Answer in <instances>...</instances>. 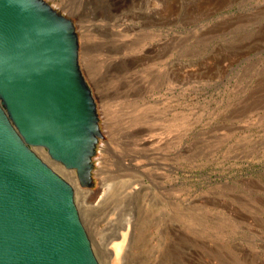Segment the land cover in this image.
<instances>
[{"label":"rangeland","instance_id":"374dc122","mask_svg":"<svg viewBox=\"0 0 264 264\" xmlns=\"http://www.w3.org/2000/svg\"><path fill=\"white\" fill-rule=\"evenodd\" d=\"M46 1L99 118L103 194L75 193L99 263L129 228L115 264H264V0Z\"/></svg>","mask_w":264,"mask_h":264},{"label":"water","instance_id":"95a60500","mask_svg":"<svg viewBox=\"0 0 264 264\" xmlns=\"http://www.w3.org/2000/svg\"><path fill=\"white\" fill-rule=\"evenodd\" d=\"M78 55L73 20L49 2L0 0V264H100L75 202L101 137Z\"/></svg>","mask_w":264,"mask_h":264},{"label":"bare ground","instance_id":"6f19581e","mask_svg":"<svg viewBox=\"0 0 264 264\" xmlns=\"http://www.w3.org/2000/svg\"><path fill=\"white\" fill-rule=\"evenodd\" d=\"M111 186V185H110ZM106 187V186H105ZM103 188L99 189H91L89 188L87 190V194L84 195V202L88 203V204H92L91 201H95V202H98L100 200V196H102L103 194ZM107 191V190H106ZM86 192V191H85ZM83 195V194H82ZM99 203V202H98ZM127 227V226H126ZM128 233H129V228L125 229V231H121L119 233V236H120V241H117V242H111V240L108 242L110 244V247H111V250L113 252V258H112V261L111 263L112 264H115L116 263V260L118 258V256L120 255L121 253V250L123 248V244L125 242V240L128 238Z\"/></svg>","mask_w":264,"mask_h":264}]
</instances>
